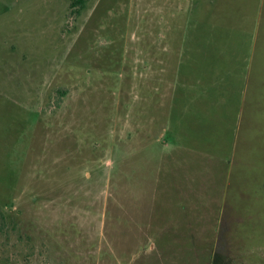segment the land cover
Listing matches in <instances>:
<instances>
[{"label":"rangeland","instance_id":"374dc122","mask_svg":"<svg viewBox=\"0 0 264 264\" xmlns=\"http://www.w3.org/2000/svg\"><path fill=\"white\" fill-rule=\"evenodd\" d=\"M208 3L0 0V264H264V0Z\"/></svg>","mask_w":264,"mask_h":264},{"label":"crops","instance_id":"0c3cea01","mask_svg":"<svg viewBox=\"0 0 264 264\" xmlns=\"http://www.w3.org/2000/svg\"><path fill=\"white\" fill-rule=\"evenodd\" d=\"M207 10V11H205ZM235 10L234 8V3L232 4V0H221L220 3H219V0L216 2L215 0H209V3L208 5L206 6V8H202L201 11H200V17H201V20H200V24H204L207 25V24H211L213 26H217V24H220V18H222L223 21H226V17L228 19H231V17H228L227 14H230L232 13L233 11ZM256 17L258 18V16L256 15ZM256 17L253 21V23H255V20H256ZM229 20H227L226 22H228ZM242 22H243V19H242ZM224 24V23H223ZM251 73V69L249 68V75ZM247 76V75H246ZM249 76L246 78V87L248 88L249 87ZM196 83V82H194ZM202 82L198 81V83L196 84H192L190 87H189V93H187V95L185 94V96L188 97V95H190V91L191 89H195V88H202ZM205 88V87H203ZM206 89V88H205Z\"/></svg>","mask_w":264,"mask_h":264},{"label":"trees","instance_id":"16d2710c","mask_svg":"<svg viewBox=\"0 0 264 264\" xmlns=\"http://www.w3.org/2000/svg\"><path fill=\"white\" fill-rule=\"evenodd\" d=\"M75 1H76V3H78V4H81V3H82V0H75ZM64 93H65V91H61V92H59L58 96H59V97H62V96L64 95ZM59 99H60V98H58L56 104L59 103Z\"/></svg>","mask_w":264,"mask_h":264}]
</instances>
